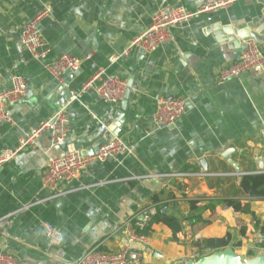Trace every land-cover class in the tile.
<instances>
[{
  "label": "crops",
  "instance_id": "0c3cea01",
  "mask_svg": "<svg viewBox=\"0 0 264 264\" xmlns=\"http://www.w3.org/2000/svg\"><path fill=\"white\" fill-rule=\"evenodd\" d=\"M204 3L0 0V94L18 76L28 83L26 96L10 109L12 123L0 126V153L17 147L63 108L57 89L61 80L48 69L61 55L82 61L69 85L73 97L66 112L70 140L87 139L83 149L91 147L88 138L99 124L115 119L125 98L106 103L93 91L83 92V85L104 71L125 80L130 89L118 135L129 153L94 163L78 179L51 190L43 184L48 161L66 152L53 148L50 135L43 133L0 170V251L18 264H80L94 247L112 253L130 247L140 253L135 264H182L210 252L200 251L195 242L229 236L241 257L264 252V199H251L241 187L245 176L264 174V68L219 83L220 70L236 61L242 49L219 39L212 28L239 29L260 16L264 6L259 0H235L228 9L199 14L172 28L169 41L153 53L129 50L160 7L197 13ZM42 12L46 16L39 30L50 49L44 62L20 42L23 27ZM259 45L264 51V41ZM171 98L186 99L187 112L175 126L157 128L156 104ZM175 172L213 176L174 182L170 188L155 178ZM58 192L68 193L55 197ZM229 200L250 204L251 212L223 210ZM191 201H198L199 209L213 206L203 213L208 224L184 220L192 215ZM157 210L180 218L182 231L174 237L166 225L154 223L147 243H129L126 225ZM46 224L61 231V245L49 242Z\"/></svg>",
  "mask_w": 264,
  "mask_h": 264
},
{
  "label": "built area",
  "instance_id": "2783aa9c",
  "mask_svg": "<svg viewBox=\"0 0 264 264\" xmlns=\"http://www.w3.org/2000/svg\"><path fill=\"white\" fill-rule=\"evenodd\" d=\"M235 0H205L204 5L197 13L188 11L183 7L162 6L153 15L151 25L129 46L140 49L145 53H153L160 49L170 39V30L189 23L199 14H209L230 8ZM46 16V12L38 14L34 19L27 23L20 33L21 45L29 51L36 60L44 62L50 49L43 39L39 23ZM245 47L241 55L231 64L224 66L218 76V82L223 84L232 79L238 78L251 70L264 68V51L254 40L245 41ZM127 53V52H126ZM91 58V55L88 56ZM116 59H112V62ZM82 61L70 55H61L48 69L56 79L61 80L67 72H77L81 69ZM128 84L118 76L106 75L104 71L95 74L87 81L82 88L83 92L93 91L98 97L110 104H118L124 98ZM28 83L22 76L14 79L11 89L0 94V126L12 123L10 109L16 106L27 94ZM188 102L182 98H171L159 100L156 104L154 121L157 128H171L187 112ZM67 106L61 108L51 120L44 122L37 129H34L20 144L12 149L3 150L0 153V170L11 163L26 148L37 143V139L43 133H48L51 138L52 147H58L68 138L69 118L66 112ZM129 153L128 146L118 136L102 144L93 155H82L81 152H67L63 156L50 158L48 161L47 172L43 177V184L47 189H57L60 184L76 180L80 173L94 163H104L118 155ZM213 176L207 172H175L157 175L164 180V187L170 188L174 182H185L194 177L204 178ZM154 178V175H152ZM68 192H58L55 197L66 195ZM27 208V207H26ZM229 209L224 205L223 210ZM149 214L130 221L124 233L128 237L129 243H147L146 235H139L136 230L147 227L151 222ZM208 224L199 223L201 227ZM46 237L54 246L61 245L63 235L59 229L51 225H44ZM211 255L210 253H200V255L186 258L198 261L199 259ZM140 253L125 247L118 252H108L100 247H94L80 261V264H135L140 262ZM0 264H18L17 259L9 253L0 251Z\"/></svg>",
  "mask_w": 264,
  "mask_h": 264
},
{
  "label": "water",
  "instance_id": "95a60500",
  "mask_svg": "<svg viewBox=\"0 0 264 264\" xmlns=\"http://www.w3.org/2000/svg\"><path fill=\"white\" fill-rule=\"evenodd\" d=\"M259 1L260 4L264 6V0ZM212 28L218 38L229 43L231 47L239 46L243 50L245 47L244 40L246 39L254 40L261 44L264 41V8L262 9L260 16L253 17L239 29H234L232 27H222L221 25H213ZM79 72L80 71L67 72L61 78V83L57 89L60 91L59 103L63 107L67 106L68 102L73 97V94L69 89V85ZM129 92L130 89L128 88L124 101L122 104L118 105V108L121 111L118 113L115 119L110 123L99 124L92 134V137L88 138V141L91 142L90 148L83 149V144L87 142V139H78L76 143H72L69 136L66 141L60 144L57 148L66 153L79 151L82 153V155H93L102 144L109 141L113 137L118 136L119 123L122 121V115L129 97ZM230 152L231 151H228L225 154L227 158L229 157ZM186 264H264V252L252 257H241L236 254L232 247H228L223 251L203 257L198 261L188 259L186 260Z\"/></svg>",
  "mask_w": 264,
  "mask_h": 264
},
{
  "label": "trees",
  "instance_id": "16d2710c",
  "mask_svg": "<svg viewBox=\"0 0 264 264\" xmlns=\"http://www.w3.org/2000/svg\"><path fill=\"white\" fill-rule=\"evenodd\" d=\"M241 187L243 191L248 194V196L251 199H264V174H258V175H249L245 176L242 179ZM198 201H191V210L192 215L188 216L184 220H188L192 224H199V223H207L203 219V213L206 210L214 209L213 206H207L202 209H199ZM226 206L229 208H232L236 212L241 213H250L251 207L250 204L243 205L240 201H234L229 200L225 202ZM151 222L150 224L143 228V229H137L136 232L139 235H146L148 236L151 232V227L154 223H163L168 228L171 229L174 237H176L181 231H182V220L178 218L177 216H169L166 213H164L162 210H157V212L154 215H150ZM200 251H210L209 253L213 252H219L227 249L230 246V237H224L221 239H207V240H201L197 241L194 244Z\"/></svg>",
  "mask_w": 264,
  "mask_h": 264
},
{
  "label": "rangeland",
  "instance_id": "374dc122",
  "mask_svg": "<svg viewBox=\"0 0 264 264\" xmlns=\"http://www.w3.org/2000/svg\"><path fill=\"white\" fill-rule=\"evenodd\" d=\"M213 254V253H212Z\"/></svg>",
  "mask_w": 264,
  "mask_h": 264
}]
</instances>
